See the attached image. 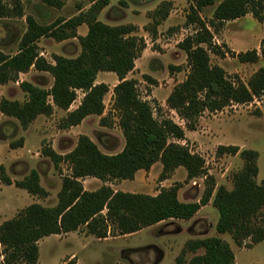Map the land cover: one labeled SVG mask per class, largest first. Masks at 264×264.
Segmentation results:
<instances>
[{
  "label": "trees",
  "instance_id": "1",
  "mask_svg": "<svg viewBox=\"0 0 264 264\" xmlns=\"http://www.w3.org/2000/svg\"><path fill=\"white\" fill-rule=\"evenodd\" d=\"M41 1L52 8L62 6L61 0ZM192 2L194 7L191 8L189 22L196 23L198 28L179 44L186 53L188 72L166 100L169 109L184 121L188 131L195 130L198 118L206 111L215 113L233 104H248L264 96V68H259L247 83L239 79L232 81L221 67L211 65L209 57V53L220 58L228 54L241 63L264 61V39L259 54L256 50L225 51L213 43V33L198 16L204 7L213 5V0ZM107 3V0H94L88 11L69 19H57L49 25L39 24L32 16H27V29L18 43L17 52L6 55L0 51V85L17 82L20 74H26L32 68L48 73L53 79L49 89L21 82L19 87L27 99L24 102L0 100V114L16 119L26 129L38 116H50L58 109L66 112L62 128L77 126L88 116L103 115L104 97L109 88L95 81L100 72L113 73L118 79L113 87V110L118 115L125 140L121 152L114 155L103 154L86 136H80L74 149L66 155H59L50 148L43 151L55 168L66 162L72 173L62 179L54 207L33 203L0 225L3 263L36 264L38 241L51 235L68 234L81 228L99 240L106 239L111 229L120 236L131 235L166 220H190L209 202L218 213L215 225L218 235H229L237 247L263 242L264 222L259 223L258 220L264 210V179L260 183L256 181L257 152L240 151L235 146L218 147L219 154H239L244 165L233 175L231 190L223 186L215 188L213 179L206 174L203 158L178 143L185 139L184 129L171 119L154 117L150 104L140 99L136 82L126 78L133 71L135 60L145 44L142 38L132 35L136 31L134 26H110L97 20V14ZM169 9L170 2H164L155 15L165 19ZM263 10L264 0H222L209 25L218 31L215 22L233 21L249 13L263 22ZM22 16L19 0H12L11 7L0 0V18ZM83 24L87 25V32L77 37L76 29ZM42 38L57 42L78 38L80 54L75 58L54 55L53 62H49L40 56L37 47ZM78 91L83 93V97L77 108L71 111L69 109ZM101 122L106 121L102 118ZM22 143L20 140L18 145L11 146L22 147ZM157 162L162 165L160 181L167 179L177 168L185 170L188 181L206 176V188L199 202H180L178 186L163 188L157 195L150 196L113 191L105 185L90 192L81 183L86 177L103 183L133 180L138 171L147 172ZM1 179L6 185H11L7 177L1 176ZM15 186L32 196H47L35 170L15 182ZM199 250L203 253L196 255ZM186 253L194 256L187 261ZM176 264H235V255L229 244L218 236L194 239L186 242Z\"/></svg>",
  "mask_w": 264,
  "mask_h": 264
},
{
  "label": "rangeland",
  "instance_id": "2",
  "mask_svg": "<svg viewBox=\"0 0 264 264\" xmlns=\"http://www.w3.org/2000/svg\"><path fill=\"white\" fill-rule=\"evenodd\" d=\"M22 17L0 18V51L13 55L18 43L27 29L26 17L32 16L39 24L49 25L57 19H69L89 10L94 0H61V8L48 7L41 0H19ZM170 2L168 16L161 19L155 15L164 2ZM222 0H213V5L198 12L200 19L213 33V43L225 51L234 53L256 50L260 53V44L264 39V21L259 22L252 14L215 25L218 31L210 27L213 13ZM11 7L12 0H2ZM97 14V20L110 25H132L136 31L132 35L142 38L144 50L135 60L134 69L126 78L136 82L141 100L150 104L154 117L171 119L184 129L185 139L179 141L204 160L208 178H212L215 188L223 186L233 188V175L244 165L243 159L228 153L219 154L220 146H235L241 150L257 152V183L264 179V96L244 105L233 104L215 113L204 112L194 131L185 129L184 121L166 104L167 97L174 86L185 79L188 72L186 53L179 44L193 35L198 26L189 22L192 0H107ZM264 13V10H263ZM159 21V23H158ZM87 25L76 29V35L84 36ZM37 47L40 56L53 62L54 55L75 58L81 48L78 38L57 42L51 38H42ZM211 65L221 67L230 80L247 83L251 76L264 68V61L254 64L241 63L235 57L226 55L220 58L209 53ZM29 82L40 88L49 89L52 77L33 68L26 74H20L17 82L0 85V100L8 99L24 102L27 95L19 84ZM96 84L104 83L109 92L104 97V113L88 116L79 125L62 128V119L66 112L55 109L50 116H38L26 129L14 118L0 114V225L15 218L21 211L33 203L43 207H54L60 191L62 179L72 173L70 165L61 162L55 168L52 160L43 154L47 148L59 155H66L77 144L80 136L88 137L98 149L106 155H114L124 147L125 140L119 127L118 115L113 110V87L118 83L115 74L100 72ZM83 93L77 92V98L69 110L80 104ZM105 119V123L101 119ZM22 140V147L18 141ZM1 167L3 171H1ZM39 174V184L47 192L46 197L32 196L15 186V182L29 176L30 171ZM162 171L160 162L149 171L140 170L133 180L102 181L86 177L81 183L86 191H96L103 185L113 191L155 196L163 188L178 186L177 197L180 202H199L206 188L205 177L188 181L183 168L175 169L167 179L160 181ZM7 177L11 185L3 183ZM217 210L209 202L186 221L170 219L142 229L141 231L120 236L110 230L106 239L99 240L88 235L84 228L76 232L51 235L38 241V260L36 264H176V258L184 250L189 240L218 236L231 247L235 255V264H264V241L255 245L237 247L230 236L218 235L215 225ZM264 222V210L258 222ZM249 241H246L248 244ZM203 253L199 250L196 255ZM194 256L186 253L188 261ZM0 264L3 263L0 248Z\"/></svg>",
  "mask_w": 264,
  "mask_h": 264
},
{
  "label": "crops",
  "instance_id": "3",
  "mask_svg": "<svg viewBox=\"0 0 264 264\" xmlns=\"http://www.w3.org/2000/svg\"><path fill=\"white\" fill-rule=\"evenodd\" d=\"M138 172H139V171H138ZM138 172H137V173H138Z\"/></svg>",
  "mask_w": 264,
  "mask_h": 264
}]
</instances>
